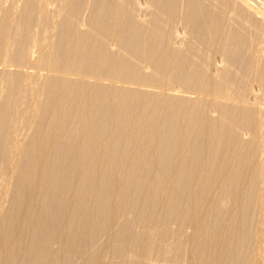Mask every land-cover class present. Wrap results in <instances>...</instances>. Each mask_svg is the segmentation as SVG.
Segmentation results:
<instances>
[{"label":"bare ground","instance_id":"6f19581e","mask_svg":"<svg viewBox=\"0 0 264 264\" xmlns=\"http://www.w3.org/2000/svg\"><path fill=\"white\" fill-rule=\"evenodd\" d=\"M3 1L0 264H264L255 4Z\"/></svg>","mask_w":264,"mask_h":264},{"label":"rangeland","instance_id":"374dc122","mask_svg":"<svg viewBox=\"0 0 264 264\" xmlns=\"http://www.w3.org/2000/svg\"><path fill=\"white\" fill-rule=\"evenodd\" d=\"M44 2H48L47 4V8L46 11L49 12L50 14H53L52 10L58 5V0H43ZM252 2V4H255L254 6L258 8V15H260L261 17L258 18H264V6H261L257 3H255L253 0H250ZM142 2L140 1V4ZM13 4L14 6H18L19 2L17 0H4L3 1V5L4 7H8L9 5ZM2 5V6H3ZM142 5V4H141ZM263 45H264V32L261 33V36L259 38V40L256 43V58H260L261 55L263 54ZM259 109L264 111V101L258 103L256 105ZM264 129V127H263Z\"/></svg>","mask_w":264,"mask_h":264}]
</instances>
